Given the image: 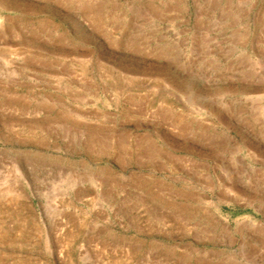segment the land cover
Masks as SVG:
<instances>
[{
	"label": "rangeland",
	"instance_id": "1",
	"mask_svg": "<svg viewBox=\"0 0 264 264\" xmlns=\"http://www.w3.org/2000/svg\"><path fill=\"white\" fill-rule=\"evenodd\" d=\"M0 264H264V0H0Z\"/></svg>",
	"mask_w": 264,
	"mask_h": 264
}]
</instances>
